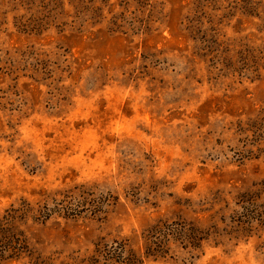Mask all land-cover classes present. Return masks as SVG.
I'll return each instance as SVG.
<instances>
[{
	"label": "rangeland",
	"instance_id": "1",
	"mask_svg": "<svg viewBox=\"0 0 264 264\" xmlns=\"http://www.w3.org/2000/svg\"><path fill=\"white\" fill-rule=\"evenodd\" d=\"M262 57L264 0H0V264H264Z\"/></svg>",
	"mask_w": 264,
	"mask_h": 264
},
{
	"label": "trees",
	"instance_id": "2",
	"mask_svg": "<svg viewBox=\"0 0 264 264\" xmlns=\"http://www.w3.org/2000/svg\"><path fill=\"white\" fill-rule=\"evenodd\" d=\"M262 61H264V57L261 58ZM258 121L259 122H256L255 124V132L256 134L259 136V137H262L264 138V112L262 113V115L258 118ZM171 232V231H170ZM185 236V235H184ZM190 238V237H188ZM5 250L3 248H0V253L1 252H4ZM108 260V259H107ZM121 263H124V264H130L129 261H123L122 260H119Z\"/></svg>",
	"mask_w": 264,
	"mask_h": 264
}]
</instances>
